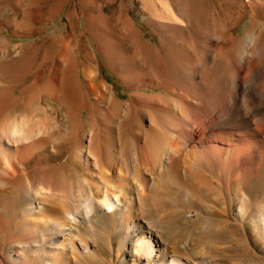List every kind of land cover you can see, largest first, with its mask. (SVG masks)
<instances>
[{
	"label": "bare ground",
	"instance_id": "obj_1",
	"mask_svg": "<svg viewBox=\"0 0 264 264\" xmlns=\"http://www.w3.org/2000/svg\"><path fill=\"white\" fill-rule=\"evenodd\" d=\"M144 3L195 51L178 37L171 57L148 45L155 59L138 75L107 52L140 89L127 100L69 40L0 45V264H200L188 255L234 237L242 216L264 240V196L251 201L240 179L264 171V86L244 68L264 38L203 24L204 0ZM207 197L224 200L219 212Z\"/></svg>",
	"mask_w": 264,
	"mask_h": 264
},
{
	"label": "rangeland",
	"instance_id": "obj_2",
	"mask_svg": "<svg viewBox=\"0 0 264 264\" xmlns=\"http://www.w3.org/2000/svg\"><path fill=\"white\" fill-rule=\"evenodd\" d=\"M156 1L159 6L163 5L162 0ZM204 1L207 9L203 24L208 23L222 34L228 33V27L234 25V35L242 36L248 30L254 34V42L262 44L264 0ZM144 4V0H0V45L28 46L45 37L44 47L55 50V45L62 48L69 40V47L75 48L80 61L87 59L85 53L94 51L95 57L92 59L96 58L99 78L109 83L116 96L127 100L132 92L140 89L125 85L116 72L106 65L108 53L109 59L116 64V70L119 71L124 66L128 74L138 75L148 69V65L155 59L148 45L160 43L171 57L173 50L170 40L178 37L183 38L181 42L195 51L194 39L186 32L179 33L176 28L178 23L168 11L163 12L164 19L155 18ZM187 18L190 20L188 16ZM202 29L204 30L201 24L198 30L201 32ZM53 35L57 36V40L50 38ZM209 42L212 44L216 41L211 39ZM43 50L44 48L40 51ZM254 51V48L250 49L252 54L246 57L247 64L244 68L246 71L256 69L260 76L258 83L264 86V54L261 51L253 54ZM42 53L39 52L40 55ZM222 74L220 71L219 77ZM141 90L151 94L161 93L155 88ZM63 153L62 149L57 156H48V162L54 165ZM243 174L240 175V179L244 176L241 184L251 201L262 198L264 171L261 174L247 173V177ZM207 201L211 208L219 212L224 200L220 198L212 201L209 197ZM245 222L243 216L239 217V229L235 230L232 238L228 230L220 233L218 247L209 255L190 253L189 258L200 264H264V240ZM91 264L104 263L96 261Z\"/></svg>",
	"mask_w": 264,
	"mask_h": 264
}]
</instances>
